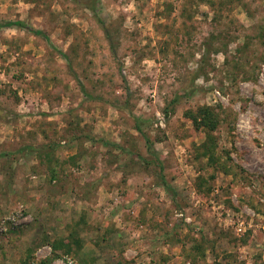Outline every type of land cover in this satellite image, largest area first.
Masks as SVG:
<instances>
[{
	"label": "rangeland",
	"instance_id": "obj_1",
	"mask_svg": "<svg viewBox=\"0 0 264 264\" xmlns=\"http://www.w3.org/2000/svg\"><path fill=\"white\" fill-rule=\"evenodd\" d=\"M97 8L112 42L74 0H0V20L51 40L0 30V153L10 154L0 160L10 169L0 172V264H24L28 249L31 263L49 259L45 236L73 232L81 250L48 264H264V0H99ZM76 77L103 100H86ZM203 106L219 114L216 158L230 175L210 164L205 130L185 117ZM129 111L150 121L144 131L179 208L158 186L156 165L140 158L152 159ZM72 115L79 132L69 131ZM76 136H89L87 153L79 169L59 166L56 181L51 163L22 150L55 143L56 159H68ZM14 214L19 230L5 232L1 221ZM196 242L207 253L194 261Z\"/></svg>",
	"mask_w": 264,
	"mask_h": 264
},
{
	"label": "trees",
	"instance_id": "obj_2",
	"mask_svg": "<svg viewBox=\"0 0 264 264\" xmlns=\"http://www.w3.org/2000/svg\"><path fill=\"white\" fill-rule=\"evenodd\" d=\"M77 4H80V6L82 5L83 7H85L86 9H88L92 15L95 17V19L97 20L98 24L101 26L102 30L105 32L106 34V38L112 42V31L110 30V28L108 27L106 21L100 16V13L98 11L97 8V3L99 0H90L88 2H82L81 0H74ZM1 29H20L22 31H27L28 33L34 34L36 36H41L43 37L50 45H51V40L50 38L46 35V33H44L43 31H39V30H35L32 29L31 27H29L24 21H4V20H0V30ZM54 48V47H53ZM54 50H56L60 56H62L66 61L69 62L70 65V60L69 58L62 53L61 51H59L56 47L54 48ZM208 52L206 53L207 56ZM205 60V59H204ZM71 68V67H70ZM201 74V69H198L197 71H195L194 75V79H193V83L194 85L191 87H186L185 91H186V97L192 96L194 91H195V81L197 78H199ZM77 83L81 88V91L83 93V95L85 96L86 100H103L101 97H97V96H93L91 95L87 89L85 88L84 84L76 77ZM182 98V97H181ZM180 102V96L177 95L169 104L168 109L166 110V112L169 111L171 106L177 105ZM73 114V113H72ZM129 115L132 118V120L134 121V128L135 130L138 132V134H140L147 145V150H148V154L152 157V159H145V157H140L143 161L144 164H146L148 166V169L151 166L156 165L157 168V177L159 179L158 181V186L162 187L171 197L172 200L174 201V203H176V206L179 208L180 206L178 205V198H177V192L175 191V189H173V187L170 185V183L168 182L166 175H165V167L163 164V161L159 158L155 148H154V143L153 141L148 137L147 133H145L144 131V125H146L147 123H149L150 121L147 120H142L139 117H137L136 115H134L132 112L129 111ZM168 115V113H167ZM185 117L187 119H189L190 121H192V123L194 124V126L196 127V129H203L205 130L206 133V138L207 141L203 147V152H204V156L208 158L210 164L215 165V166H219L227 175H230L233 173V168L232 166H230L228 164V162H222L220 159L216 158V139L213 135V133L218 129L219 124H220V119H219V114L217 113V111L211 107H207V106H203V107H199L197 110L193 111V110H189L185 113ZM78 117H74L73 115L70 116V132L74 131V132H79L80 131V124H81V120H77ZM77 137V136H76ZM74 137V139H77L75 143H77V147H76V153L72 156H69L68 159H63V160H58L55 157L56 151L57 149L61 146L59 144H55V143H50L48 145H41V146H29V147H25L24 149H22L24 152L25 151H30L32 153H36L38 155L39 158H41L42 160H44L45 163H51L52 165V169H51V180L56 181V178H58V173L59 170L58 167L59 166H65V164H70L72 166H75V168L79 169L78 163L82 160V158L85 156V154L87 153V150L83 148L82 143L84 142V140H90L89 136L84 138L82 136L80 137ZM112 144V145H111ZM108 147H113V148H120L119 145H117L116 143H107ZM121 149V148H120ZM122 150L125 151V149L122 148ZM10 156V154L8 152H2L0 153V160L4 159L5 157ZM50 165V166H51ZM63 169V168H61ZM9 167L6 169L5 166L1 165L0 168V172L3 175H9ZM9 226V224H8ZM19 230L18 227L11 229L10 231H16ZM78 234L76 232H73L71 235H69L68 239H51L48 236H45L44 239V243H46L45 245H48L51 249L52 252V257H50L49 259H44L41 261L36 262L35 260L31 263L30 262V256L33 253L32 249H28L27 254L28 256L23 260L24 264H48L51 261L60 258V256H66L69 257V255L77 253L79 250H81L82 248V240L81 238H79L77 236ZM107 235H104L102 237V241L107 242ZM110 241V239H108ZM243 242L245 243L246 240L243 239ZM193 253H196V256L193 254L191 256V258L195 259V260H200L201 258L204 259L206 258V253L207 250L203 247V244H200L199 242H196L195 245L192 247V249L190 250ZM229 258V256H227V259ZM190 259V258H189ZM191 259V260H192ZM193 259V260H194ZM194 260V261H195ZM119 264H135L134 262H124V263H119Z\"/></svg>",
	"mask_w": 264,
	"mask_h": 264
},
{
	"label": "built area",
	"instance_id": "obj_3",
	"mask_svg": "<svg viewBox=\"0 0 264 264\" xmlns=\"http://www.w3.org/2000/svg\"><path fill=\"white\" fill-rule=\"evenodd\" d=\"M163 124V123H161ZM18 218V215H11V217H6V219L1 221V225L3 227H5V232H7L8 230L14 229L17 227V225L15 224V220ZM8 224L11 226V228H8ZM240 232H242V229L239 230ZM190 264V263H189Z\"/></svg>",
	"mask_w": 264,
	"mask_h": 264
}]
</instances>
